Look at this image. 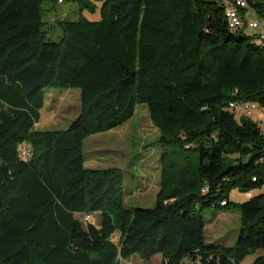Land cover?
Segmentation results:
<instances>
[{"label": "trees", "instance_id": "16d2710c", "mask_svg": "<svg viewBox=\"0 0 264 264\" xmlns=\"http://www.w3.org/2000/svg\"><path fill=\"white\" fill-rule=\"evenodd\" d=\"M65 2L79 16L56 12L49 32L44 16ZM248 3L264 19V0ZM225 12L224 0H0V264H264V129L229 109L264 107V46ZM51 87L78 90L81 111L39 130ZM139 104L159 132L153 207L126 205L121 168L85 165V140ZM234 189L251 195L239 238L207 243L204 209L229 208Z\"/></svg>", "mask_w": 264, "mask_h": 264}, {"label": "rangeland", "instance_id": "374dc122", "mask_svg": "<svg viewBox=\"0 0 264 264\" xmlns=\"http://www.w3.org/2000/svg\"><path fill=\"white\" fill-rule=\"evenodd\" d=\"M77 11V12H76ZM56 12L62 18L79 16L77 6L72 2L58 4L57 10H51L44 16L48 24L45 29L54 31L53 23ZM90 19H99L100 14L85 12ZM248 29V33L253 32ZM62 32L58 31L57 35ZM57 93V96L55 95ZM47 99L42 109V118L37 125L39 130L66 129L79 116L81 111L80 93L76 89L51 87L46 90ZM257 105L250 115L264 129V107ZM242 115H238L241 117ZM159 132L153 125L146 104H139L135 115L125 124L108 132L94 134L85 140L86 167H119L124 172L125 202L127 206L153 207L160 188V145ZM264 194V187L256 189L253 195ZM251 195L237 189L231 192L229 208L215 205L204 209L206 219L205 235L207 243L225 241L233 244L240 235V211L236 206L246 202ZM256 255H250L244 261L248 264ZM161 255L151 260H143L134 255L121 264H161Z\"/></svg>", "mask_w": 264, "mask_h": 264}, {"label": "built area", "instance_id": "2783aa9c", "mask_svg": "<svg viewBox=\"0 0 264 264\" xmlns=\"http://www.w3.org/2000/svg\"><path fill=\"white\" fill-rule=\"evenodd\" d=\"M227 2V11L230 12L233 20L237 22V30L244 28L245 26L250 29H259L255 40L264 42V19H259L258 16L252 15L248 7L241 3V0H225ZM244 12L246 16H251L252 19L246 21L244 18ZM257 108L256 103L246 101H234L229 105V109L238 115L250 116ZM29 150L23 149L24 155H27ZM88 218H90L88 216Z\"/></svg>", "mask_w": 264, "mask_h": 264}, {"label": "bare ground", "instance_id": "6f19581e", "mask_svg": "<svg viewBox=\"0 0 264 264\" xmlns=\"http://www.w3.org/2000/svg\"><path fill=\"white\" fill-rule=\"evenodd\" d=\"M241 3L244 4L245 6L248 7L249 9V3H248V0H241ZM224 6L226 8V18H227V23L229 25V28L230 29H233V30H237V22L233 20L232 16H230V12L227 11V2L224 0ZM256 44L258 45H261V46H264V42L262 41H257V40H254Z\"/></svg>", "mask_w": 264, "mask_h": 264}, {"label": "crops", "instance_id": "0c3cea01", "mask_svg": "<svg viewBox=\"0 0 264 264\" xmlns=\"http://www.w3.org/2000/svg\"><path fill=\"white\" fill-rule=\"evenodd\" d=\"M249 11H251V10H249ZM251 14L252 15H256V13L254 12V11H251ZM257 16V15H256ZM249 18H251L250 16H249ZM254 31L253 32H251V34H256V33H258V31H259V29H253ZM55 95L57 96V93H55ZM248 195V194H247ZM218 241V240H217ZM219 241H221V240H219ZM161 263H162V260H161Z\"/></svg>", "mask_w": 264, "mask_h": 264}]
</instances>
